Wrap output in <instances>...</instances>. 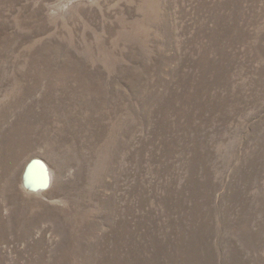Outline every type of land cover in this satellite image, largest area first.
I'll return each mask as SVG.
<instances>
[{
    "label": "rangeland",
    "instance_id": "374dc122",
    "mask_svg": "<svg viewBox=\"0 0 264 264\" xmlns=\"http://www.w3.org/2000/svg\"><path fill=\"white\" fill-rule=\"evenodd\" d=\"M0 264H264V0H0Z\"/></svg>",
    "mask_w": 264,
    "mask_h": 264
},
{
    "label": "bare ground",
    "instance_id": "6f19581e",
    "mask_svg": "<svg viewBox=\"0 0 264 264\" xmlns=\"http://www.w3.org/2000/svg\"><path fill=\"white\" fill-rule=\"evenodd\" d=\"M26 170H24V174L22 177L23 185L25 187H32L34 190H41L45 188L40 187H34V183L43 182V186H45V183L53 178L51 176L50 167L48 164L41 160V159H34L30 162L28 166H26Z\"/></svg>",
    "mask_w": 264,
    "mask_h": 264
},
{
    "label": "water",
    "instance_id": "95a60500",
    "mask_svg": "<svg viewBox=\"0 0 264 264\" xmlns=\"http://www.w3.org/2000/svg\"><path fill=\"white\" fill-rule=\"evenodd\" d=\"M49 185H50V180L45 183V186H43V182L34 183V185H32V186L40 187V188H47Z\"/></svg>",
    "mask_w": 264,
    "mask_h": 264
}]
</instances>
